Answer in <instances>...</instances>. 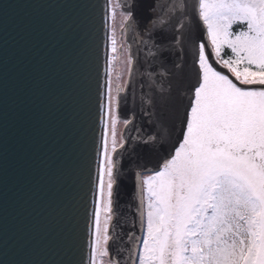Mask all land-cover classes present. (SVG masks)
Segmentation results:
<instances>
[{
	"label": "snow or ice",
	"instance_id": "obj_1",
	"mask_svg": "<svg viewBox=\"0 0 264 264\" xmlns=\"http://www.w3.org/2000/svg\"><path fill=\"white\" fill-rule=\"evenodd\" d=\"M122 15L147 48L146 79L139 102L107 82L87 264H264V0H129ZM151 157V174H127L136 203L124 231L122 169L147 172Z\"/></svg>",
	"mask_w": 264,
	"mask_h": 264
},
{
	"label": "water",
	"instance_id": "obj_2",
	"mask_svg": "<svg viewBox=\"0 0 264 264\" xmlns=\"http://www.w3.org/2000/svg\"><path fill=\"white\" fill-rule=\"evenodd\" d=\"M128 2L119 0L123 11ZM108 20L106 0H0V264L88 262ZM124 35L134 61L126 94L135 90L139 102L147 48L131 22ZM126 116L122 105L120 118ZM127 135L137 147L141 134L129 125ZM144 163L147 172L122 169L114 196L124 231L136 203L127 174H149L158 159Z\"/></svg>",
	"mask_w": 264,
	"mask_h": 264
},
{
	"label": "rangeland",
	"instance_id": "obj_3",
	"mask_svg": "<svg viewBox=\"0 0 264 264\" xmlns=\"http://www.w3.org/2000/svg\"><path fill=\"white\" fill-rule=\"evenodd\" d=\"M119 5V6H116ZM115 8V19H112V11ZM124 11L122 10L119 0H110L109 4V39L111 41V36L113 30L115 31V38L117 40V52L113 54L110 52L109 70H108V81L111 80L113 94L115 95V87L117 84L125 85L129 76L128 72V59L130 57L129 48L124 38L125 25L122 24ZM124 124L123 120L117 124V139L119 141L120 134L123 132ZM110 139V136H109ZM148 175V174H146ZM145 175V176H146ZM103 218V217H102ZM107 264V261H105Z\"/></svg>",
	"mask_w": 264,
	"mask_h": 264
},
{
	"label": "bare ground",
	"instance_id": "obj_4",
	"mask_svg": "<svg viewBox=\"0 0 264 264\" xmlns=\"http://www.w3.org/2000/svg\"><path fill=\"white\" fill-rule=\"evenodd\" d=\"M107 2V7H108V12H109V4H110V0H106ZM110 17V16H109ZM108 28H109V20H108ZM109 29L107 30V40H106V54H107V70H106V73H107V78L105 80V92H106V86H107V82H108V70H109V61H110V52H111V41L109 39ZM105 97V95H104ZM105 101V99H104ZM106 120H107V117L105 115L104 117V123H103V127H102V135L104 133V130H105V123H106ZM99 159H100V156H99ZM94 207H95V198H94ZM91 225V224H90Z\"/></svg>",
	"mask_w": 264,
	"mask_h": 264
},
{
	"label": "trees",
	"instance_id": "obj_5",
	"mask_svg": "<svg viewBox=\"0 0 264 264\" xmlns=\"http://www.w3.org/2000/svg\"><path fill=\"white\" fill-rule=\"evenodd\" d=\"M228 55V53H226Z\"/></svg>",
	"mask_w": 264,
	"mask_h": 264
}]
</instances>
